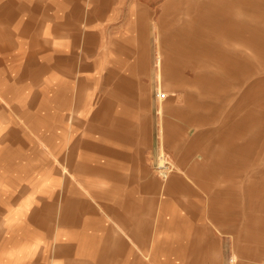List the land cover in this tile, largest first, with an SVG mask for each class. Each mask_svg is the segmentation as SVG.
Here are the masks:
<instances>
[{"label": "rangeland", "instance_id": "1", "mask_svg": "<svg viewBox=\"0 0 264 264\" xmlns=\"http://www.w3.org/2000/svg\"><path fill=\"white\" fill-rule=\"evenodd\" d=\"M86 2L98 14L116 6L118 16L86 29L71 0L75 56L43 60L58 73V97L76 99L72 126L126 127L124 168L146 185L149 226L161 206L167 263L264 264V0ZM6 65L17 84L46 74L36 60ZM160 121L174 166L166 177L155 165Z\"/></svg>", "mask_w": 264, "mask_h": 264}, {"label": "crops", "instance_id": "2", "mask_svg": "<svg viewBox=\"0 0 264 264\" xmlns=\"http://www.w3.org/2000/svg\"><path fill=\"white\" fill-rule=\"evenodd\" d=\"M70 1L0 0V264H169L161 206L149 226L146 185L124 168L126 127L74 128L76 99L58 97V73L43 62L75 56ZM78 3L86 29L118 16L116 6L98 14ZM11 60L38 61L41 83L13 82Z\"/></svg>", "mask_w": 264, "mask_h": 264}, {"label": "bare ground", "instance_id": "3", "mask_svg": "<svg viewBox=\"0 0 264 264\" xmlns=\"http://www.w3.org/2000/svg\"><path fill=\"white\" fill-rule=\"evenodd\" d=\"M161 65H162V56H161V52L158 51V53H157V55L155 57V68H156L155 76H156L157 79L160 78L161 73H162L161 69H160ZM160 104H161V102H160ZM161 108H162L161 106L158 107V112H161ZM162 127H164V125H163L162 121H160L159 132H160V137H162V139H163L164 132H163ZM156 153H157V155H156L157 156V160L155 161L156 162L155 165H157V167H156L157 168V172H159L161 176L166 177V175L170 172V169L172 168L173 165H170V167H169V165L167 164V160L164 157V154L161 152V149H158V151ZM231 260L233 261L234 257H232Z\"/></svg>", "mask_w": 264, "mask_h": 264}, {"label": "built area", "instance_id": "4", "mask_svg": "<svg viewBox=\"0 0 264 264\" xmlns=\"http://www.w3.org/2000/svg\"><path fill=\"white\" fill-rule=\"evenodd\" d=\"M164 97H165V95H164V94H159V95H157V99H160V100H163V99H164Z\"/></svg>", "mask_w": 264, "mask_h": 264}]
</instances>
